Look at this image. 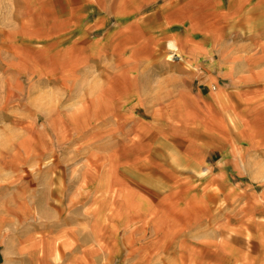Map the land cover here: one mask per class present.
<instances>
[{
    "label": "rangeland",
    "instance_id": "obj_1",
    "mask_svg": "<svg viewBox=\"0 0 264 264\" xmlns=\"http://www.w3.org/2000/svg\"><path fill=\"white\" fill-rule=\"evenodd\" d=\"M251 5L255 22L262 19L255 14L264 13V0L245 9ZM16 8L3 3L0 12V264H264V167L243 179L259 192V206L236 210L241 200L204 196L211 208L197 201L192 225L124 208V199L138 202L134 192L154 203L171 181L139 160L159 139L142 125L150 122L146 103L156 100H133L116 114L98 97L105 87L85 59L90 36ZM238 23L228 21V39ZM44 26V39L27 34ZM159 49L158 58L184 60L174 40ZM120 183L131 188L125 198L114 189Z\"/></svg>",
    "mask_w": 264,
    "mask_h": 264
},
{
    "label": "crops",
    "instance_id": "obj_2",
    "mask_svg": "<svg viewBox=\"0 0 264 264\" xmlns=\"http://www.w3.org/2000/svg\"><path fill=\"white\" fill-rule=\"evenodd\" d=\"M233 1L240 7L234 13L223 0H0V12L10 2L26 17L58 19L65 32L89 35L85 59L105 87L98 97L116 114H127L133 100H156L146 103L150 122L142 125L159 139L139 160L171 181L154 203L140 192L133 193L137 203L124 199V208L152 221L166 216V224L192 225L197 201L198 209L211 208L204 196H215L216 204L219 197L227 205L241 200L236 210L259 206V192L243 179L258 178L264 167V13L255 22L252 5L245 9L252 0ZM232 20L239 26L228 39ZM27 34L44 39L46 26ZM164 39L175 41L184 60L157 57ZM199 62L203 73L195 72ZM114 189L123 198L131 193L125 183Z\"/></svg>",
    "mask_w": 264,
    "mask_h": 264
}]
</instances>
